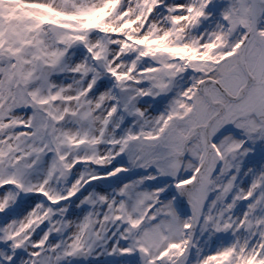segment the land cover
<instances>
[{
    "label": "snow or ice",
    "instance_id": "obj_1",
    "mask_svg": "<svg viewBox=\"0 0 264 264\" xmlns=\"http://www.w3.org/2000/svg\"><path fill=\"white\" fill-rule=\"evenodd\" d=\"M0 264H264V0H0Z\"/></svg>",
    "mask_w": 264,
    "mask_h": 264
}]
</instances>
